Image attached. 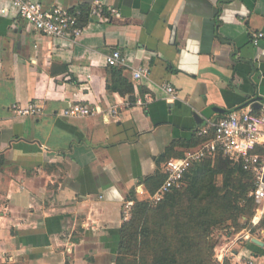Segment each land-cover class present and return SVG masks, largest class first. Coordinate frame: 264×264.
I'll return each mask as SVG.
<instances>
[{"label": "crops", "instance_id": "obj_1", "mask_svg": "<svg viewBox=\"0 0 264 264\" xmlns=\"http://www.w3.org/2000/svg\"><path fill=\"white\" fill-rule=\"evenodd\" d=\"M31 1L75 10L96 0ZM101 1L74 42L41 34L0 0V264H116L130 192L150 191L144 181L208 120L264 108V37L252 43L264 0ZM116 49L150 68L133 79L121 67L132 95L110 88ZM167 84L177 98L167 100ZM31 101L41 116L11 111ZM73 104L94 114L62 117ZM263 218L264 202L217 259L264 264Z\"/></svg>", "mask_w": 264, "mask_h": 264}, {"label": "trees", "instance_id": "obj_2", "mask_svg": "<svg viewBox=\"0 0 264 264\" xmlns=\"http://www.w3.org/2000/svg\"><path fill=\"white\" fill-rule=\"evenodd\" d=\"M80 9V22L87 23L91 8ZM113 68L110 88L122 95H132L133 84L124 77L123 69ZM201 141L195 135L185 150ZM170 157L167 155L164 162ZM165 177L160 169L144 184L154 192ZM254 188L253 175L218 152L194 164L182 186L173 189L161 202L149 204L131 191L128 198L135 204L130 219L121 229L116 264H232L227 257L223 262L217 259L220 240L215 230L233 226L240 231L252 224L257 208L255 198L250 195ZM243 217L245 223L241 222ZM260 227H264V218Z\"/></svg>", "mask_w": 264, "mask_h": 264}, {"label": "built area", "instance_id": "obj_3", "mask_svg": "<svg viewBox=\"0 0 264 264\" xmlns=\"http://www.w3.org/2000/svg\"><path fill=\"white\" fill-rule=\"evenodd\" d=\"M12 3L29 26L43 35L76 42L84 32L79 19L82 14L79 8L71 10L60 5L48 7L31 0H12ZM104 7L101 0H96L91 5V15L101 14ZM109 10L113 14H119L116 8ZM263 37V32L254 34L252 37L254 46L258 47ZM107 63L111 67L130 70L133 79L146 77L150 70L145 64L138 66L130 64L120 49L107 56ZM164 89L168 95L167 100L177 98V90L173 86L167 84ZM137 103L142 104V101L138 100ZM11 111L18 116L39 117L44 109L39 101H31L26 106L14 103ZM92 114L94 108L84 104L70 105L60 113L66 119L88 117ZM111 114L113 117L118 115L116 106L111 109ZM195 135L202 139L201 143L185 150L181 157L169 158L163 165L166 175L163 183L154 192H150L144 186L138 187L140 199L149 204L161 202L173 189L182 186L186 173L194 164L221 152L253 175L255 188L250 195L260 206L264 202V108L261 112L236 110L218 120H208L196 130ZM134 204V200H127L124 203V222L130 219Z\"/></svg>", "mask_w": 264, "mask_h": 264}, {"label": "rangeland", "instance_id": "obj_4", "mask_svg": "<svg viewBox=\"0 0 264 264\" xmlns=\"http://www.w3.org/2000/svg\"><path fill=\"white\" fill-rule=\"evenodd\" d=\"M136 196H137L138 199L141 198V197L138 195V193H136ZM130 200H132V199H130ZM140 200H141V199H140ZM241 221H243V222L245 223V222H246V217H243V218L241 219ZM235 231H236V230H235V228H234L233 226H231V227H221V228H218V229L215 230L216 235H217V237H218L219 240H220V244H219V246H218L217 249H216V254H217V255L220 254V248H221L222 243H224V242L226 241V238L229 237V234H230L231 232H235Z\"/></svg>", "mask_w": 264, "mask_h": 264}, {"label": "water", "instance_id": "obj_5", "mask_svg": "<svg viewBox=\"0 0 264 264\" xmlns=\"http://www.w3.org/2000/svg\"><path fill=\"white\" fill-rule=\"evenodd\" d=\"M254 107H255V105L253 104L252 108L254 109ZM224 111H225V113H229L227 110H224ZM253 242L261 244V242L258 239H256V238H253Z\"/></svg>", "mask_w": 264, "mask_h": 264}]
</instances>
